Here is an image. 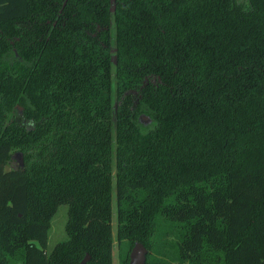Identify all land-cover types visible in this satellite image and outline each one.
Wrapping results in <instances>:
<instances>
[{
	"label": "trees",
	"instance_id": "16d2710c",
	"mask_svg": "<svg viewBox=\"0 0 264 264\" xmlns=\"http://www.w3.org/2000/svg\"><path fill=\"white\" fill-rule=\"evenodd\" d=\"M115 240L120 264L136 241L264 264V0H0V264H112Z\"/></svg>",
	"mask_w": 264,
	"mask_h": 264
},
{
	"label": "rangeland",
	"instance_id": "374dc122",
	"mask_svg": "<svg viewBox=\"0 0 264 264\" xmlns=\"http://www.w3.org/2000/svg\"><path fill=\"white\" fill-rule=\"evenodd\" d=\"M19 165V161L17 159L13 160L8 167H16ZM67 221V206L65 204L60 205L57 208L55 215L53 216L50 223L49 230V238L47 244V251L52 249V247L60 242L61 240L66 238V230L65 225ZM116 207H115V199H114V191H113V199H112V235L115 238L116 235ZM131 250V249H130ZM130 254V253H129ZM123 256V250L119 248L116 240L113 244L112 249V264H120Z\"/></svg>",
	"mask_w": 264,
	"mask_h": 264
},
{
	"label": "water",
	"instance_id": "95a60500",
	"mask_svg": "<svg viewBox=\"0 0 264 264\" xmlns=\"http://www.w3.org/2000/svg\"><path fill=\"white\" fill-rule=\"evenodd\" d=\"M141 119L145 121L149 120L147 116H141ZM19 161L22 163L21 158H19ZM147 253L148 249L141 242H134L129 254V264H146ZM88 258V255H86L81 264H83Z\"/></svg>",
	"mask_w": 264,
	"mask_h": 264
}]
</instances>
